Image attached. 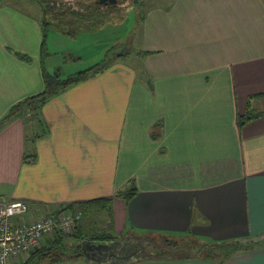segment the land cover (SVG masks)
Returning a JSON list of instances; mask_svg holds the SVG:
<instances>
[{"label":"crops","instance_id":"0c3cea01","mask_svg":"<svg viewBox=\"0 0 264 264\" xmlns=\"http://www.w3.org/2000/svg\"><path fill=\"white\" fill-rule=\"evenodd\" d=\"M13 13L0 15V120L43 91L52 56L42 60L37 23ZM142 21L138 60L114 59L51 98L40 112L47 134L34 140L29 116L0 128V197L28 205L14 222L114 197L112 217L102 211L98 221L120 239L264 238V114L238 122L264 99V0H173ZM132 179L135 195L115 196ZM32 260L27 253L10 264ZM57 263L105 264L84 256ZM226 264H264V247L235 251Z\"/></svg>","mask_w":264,"mask_h":264},{"label":"rangeland","instance_id":"374dc122","mask_svg":"<svg viewBox=\"0 0 264 264\" xmlns=\"http://www.w3.org/2000/svg\"><path fill=\"white\" fill-rule=\"evenodd\" d=\"M172 1L117 0L115 4L105 5L98 3V0H0V15H4L6 11H15L11 15L28 17L33 25L37 23L42 36L44 24L48 22L46 46L48 53L52 54L47 55L50 56L47 59L49 71L53 72L58 68L67 76L96 63L113 61L119 55L126 56L128 53L132 58L126 62H136L138 59L135 54L140 49L139 35L144 16L150 10ZM31 21L29 20L28 31H31ZM69 54L75 60L70 59ZM54 65L58 67L51 70L55 68ZM251 108L253 112H260L264 109V99L253 100ZM37 129L40 130V127ZM85 219L87 226L94 228L91 232L121 236L113 232L111 227H100L97 213H89ZM151 237L158 239L156 234ZM65 243L72 253L71 247L79 241L70 236L65 239Z\"/></svg>","mask_w":264,"mask_h":264},{"label":"trees","instance_id":"16d2710c","mask_svg":"<svg viewBox=\"0 0 264 264\" xmlns=\"http://www.w3.org/2000/svg\"><path fill=\"white\" fill-rule=\"evenodd\" d=\"M48 22H45L43 28V41L41 46L42 60L47 57L48 50L46 46L47 35L49 28L46 26ZM43 27V25H42ZM130 55V53H128ZM127 54V55H128ZM17 55L26 61H30V57L24 53H17ZM126 55V56H127ZM124 55H119L118 58H124ZM112 62V61H110ZM110 62L96 63L86 69L77 71L73 74L64 76L61 69H56L53 72L48 71L45 64L43 65V79H44V89L42 92L27 97L26 99L11 106L7 114L0 120V128L5 125L8 121L15 117H25L29 116L32 121H36V129L34 133V140L40 138L47 134L48 128L45 122L40 118V113L42 107L53 97L57 96L69 86L83 81L90 76H94L100 73L102 70L110 65ZM38 110V111H37ZM264 114V111L253 112L252 108L248 109L246 113L240 116L238 122L239 125L245 124L247 121L254 118L260 117ZM34 124V123H33ZM40 127V130L37 128ZM152 137L154 139H160L161 133L159 131H153ZM136 193V185L132 179L127 188L120 190L115 196H122L126 200H130ZM114 197L89 200L84 202H79L77 204L66 205L62 209L58 210L54 215L57 216L63 211L74 212L76 209H80L83 213V218L79 221L75 232L72 235H65L59 233L55 236H51V243H46L36 251L31 252L32 264H38L43 262H48L50 264L62 261L65 257L67 258H77L84 256L82 252V240H98V241H115L120 239V237L115 236L110 233H103L100 235L99 232H91L93 227L87 226V221L85 217L91 213L99 214L102 211H108L110 217H112V200ZM88 213V214H87ZM112 228V227H111ZM90 231V232H89ZM76 237L79 243L75 246V249L71 253L68 249L69 246L66 245L65 239L67 237ZM144 239L148 244L154 249H166V251L157 253L155 255L144 253L142 260H184V259H196L202 258L210 260L216 264H226L229 257L235 251H245L254 248L264 247V238H236L223 241H203L200 239H190L187 236L181 239L170 238L163 236L159 241L157 239H151L148 234H144L141 239ZM28 264V263H23Z\"/></svg>","mask_w":264,"mask_h":264},{"label":"built area","instance_id":"2783aa9c","mask_svg":"<svg viewBox=\"0 0 264 264\" xmlns=\"http://www.w3.org/2000/svg\"><path fill=\"white\" fill-rule=\"evenodd\" d=\"M28 211L26 201H5L0 197V264H9L24 254L38 250L44 237L59 233L72 235L83 217L80 209L46 214L33 222L16 223L14 218Z\"/></svg>","mask_w":264,"mask_h":264},{"label":"water","instance_id":"95a60500","mask_svg":"<svg viewBox=\"0 0 264 264\" xmlns=\"http://www.w3.org/2000/svg\"><path fill=\"white\" fill-rule=\"evenodd\" d=\"M100 4H115L117 0H98ZM135 239H118L115 241L82 240V252L86 259L91 262L105 264H126L139 260L144 253L155 255L166 251V249H154L148 242L142 239L137 244ZM141 257V258H140Z\"/></svg>","mask_w":264,"mask_h":264},{"label":"flooded vegetation","instance_id":"af4514ba","mask_svg":"<svg viewBox=\"0 0 264 264\" xmlns=\"http://www.w3.org/2000/svg\"><path fill=\"white\" fill-rule=\"evenodd\" d=\"M137 244H141L142 240H139V239H135L134 240Z\"/></svg>","mask_w":264,"mask_h":264}]
</instances>
